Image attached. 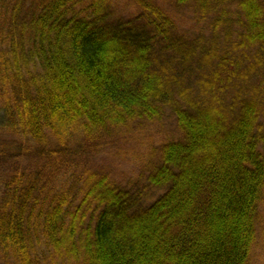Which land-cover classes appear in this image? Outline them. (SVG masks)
<instances>
[{"label": "trees", "instance_id": "1", "mask_svg": "<svg viewBox=\"0 0 264 264\" xmlns=\"http://www.w3.org/2000/svg\"><path fill=\"white\" fill-rule=\"evenodd\" d=\"M0 112V264H264V0H0Z\"/></svg>", "mask_w": 264, "mask_h": 264}, {"label": "rangeland", "instance_id": "2", "mask_svg": "<svg viewBox=\"0 0 264 264\" xmlns=\"http://www.w3.org/2000/svg\"><path fill=\"white\" fill-rule=\"evenodd\" d=\"M3 117L4 112H0V121ZM162 143V138H156L154 142L142 146L140 140L132 137H115L101 140L99 145L92 150V153L94 152L98 161L96 162L97 165L107 164L120 178L130 181V178H135L141 163H146L151 159L153 148ZM139 152L141 156L137 157ZM25 163L26 158H23V164Z\"/></svg>", "mask_w": 264, "mask_h": 264}]
</instances>
